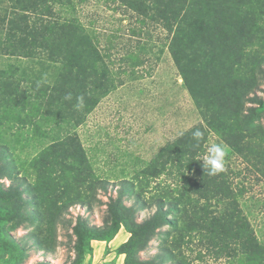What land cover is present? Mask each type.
I'll return each mask as SVG.
<instances>
[{"label": "trees", "instance_id": "obj_1", "mask_svg": "<svg viewBox=\"0 0 264 264\" xmlns=\"http://www.w3.org/2000/svg\"><path fill=\"white\" fill-rule=\"evenodd\" d=\"M116 1L162 26V47L183 67L181 75L199 121L162 146V177H167L162 180V195L153 203L155 212L137 221L138 211L150 200L141 190L127 205L135 184L120 175L104 226L91 227L79 220L75 234L81 251L92 252L94 239L111 241L122 227L131 234L124 250H143L159 228L169 226L162 256L135 264L167 260L182 264L180 244H188L194 234L205 236L207 249L228 264H264V233L250 218L262 200L249 196L246 184L236 181L242 171L233 169L232 163L241 160L249 173L264 181V98L254 92L264 80V0ZM96 37L77 16L74 0H7L0 15V58L28 63L8 60L0 65V217L11 223V230L29 219L13 157L16 139L5 133L10 130L14 135L44 121L65 122L69 143L76 139L71 130L117 87L110 54L102 52ZM69 93L70 101L65 99ZM81 95L84 107L77 110L76 98ZM197 129L203 133L199 141L193 138ZM212 137L227 146L225 171L217 175L202 167ZM79 147V164L86 165L87 153ZM63 158L77 173L76 159ZM184 165L189 167L182 175L178 168ZM4 178L10 181L8 186L2 183ZM100 184L107 192L108 181L102 178ZM2 245L12 252L18 243L9 236Z\"/></svg>", "mask_w": 264, "mask_h": 264}, {"label": "rangeland", "instance_id": "obj_2", "mask_svg": "<svg viewBox=\"0 0 264 264\" xmlns=\"http://www.w3.org/2000/svg\"><path fill=\"white\" fill-rule=\"evenodd\" d=\"M74 1L81 22L95 30V41L103 53L110 54L117 87L71 130L77 134L70 143L66 132L69 125L65 122H40L35 127L21 128L14 135L6 131V138L16 139L13 157L20 171L24 212L29 220L11 230V223L1 220L4 215L0 217V264H135L162 256V244L171 230L169 226L161 227L145 249L131 248L126 252L123 245L131 234L122 227L111 241L94 239L92 252L81 251L75 234L79 220L91 227L104 226L109 198L117 195L120 175H127L135 184V190L125 200L127 205L135 201V193L141 190L150 200L138 211L137 221H144L155 212L153 203L162 195V180L167 177H162V146L196 124L199 115L181 75L183 67L174 54L162 47L165 32L160 24L139 18L116 0ZM5 6L7 0H0V15ZM8 60L28 64L3 57L0 65ZM258 87L254 92L264 98V80L259 81ZM212 144H217L215 137L210 139ZM79 145L87 153L86 165L79 164ZM63 157L76 159L77 169L82 171L76 173ZM232 163L233 169L242 171L236 181L246 184L249 196L262 200L258 208L254 206L250 218L264 233V181L249 173L241 160ZM87 167L90 178L84 179ZM188 167L181 166L178 172L185 175ZM102 178L108 181L107 192L100 189ZM2 183L8 186L10 181L4 178ZM9 236L18 243L12 252L2 245ZM206 242L205 236L194 234L188 244L181 243V263L228 264L207 249ZM165 264L176 263L167 260Z\"/></svg>", "mask_w": 264, "mask_h": 264}, {"label": "clouds", "instance_id": "obj_3", "mask_svg": "<svg viewBox=\"0 0 264 264\" xmlns=\"http://www.w3.org/2000/svg\"><path fill=\"white\" fill-rule=\"evenodd\" d=\"M37 87H39V83L37 84ZM65 99L70 101L72 99L71 93L67 94ZM76 100L77 103L75 107L77 110L82 109L84 107V97L82 95L78 96ZM193 138L199 141L203 138V133L197 129L195 132H193ZM207 153L208 154L202 163L204 170L207 171L209 175H217L225 171L227 146L222 144H212L207 149Z\"/></svg>", "mask_w": 264, "mask_h": 264}]
</instances>
